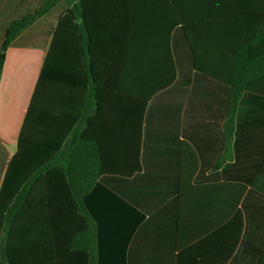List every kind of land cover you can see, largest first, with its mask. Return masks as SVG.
Segmentation results:
<instances>
[{
	"label": "crops",
	"instance_id": "1",
	"mask_svg": "<svg viewBox=\"0 0 264 264\" xmlns=\"http://www.w3.org/2000/svg\"><path fill=\"white\" fill-rule=\"evenodd\" d=\"M42 1L0 0V43L10 24ZM210 1L219 0H73L72 36L63 29L56 65L43 79L65 7L35 20L7 50L0 79V189L30 109L29 126L40 128L42 146L69 129L68 146L101 145L109 163L135 161L136 172L121 181L118 219L112 177L103 176V189L90 192L89 252L97 253L99 217L104 264H264V175L260 192L250 185L264 154V98L241 102L227 145L225 89L191 69L178 74L177 19L218 15ZM199 23L191 34L212 31ZM190 40L198 64L213 60L218 74L223 53L203 38ZM113 147L120 156L113 158ZM47 156L42 150L40 159ZM53 177L43 171L40 187H27V216L18 219L27 227L19 240L32 243L39 236L41 252L51 210L61 207L47 199Z\"/></svg>",
	"mask_w": 264,
	"mask_h": 264
},
{
	"label": "trees",
	"instance_id": "2",
	"mask_svg": "<svg viewBox=\"0 0 264 264\" xmlns=\"http://www.w3.org/2000/svg\"><path fill=\"white\" fill-rule=\"evenodd\" d=\"M72 2L73 0H43L34 13L10 24L0 43V79L7 50L14 39L35 20L52 9L58 6L65 7V15L60 19L54 31L41 75L43 79L51 67L56 65V51L58 43L63 38V29L69 36H72ZM208 8L211 11L216 8L219 11L218 15L192 21L184 17L177 19L179 27L177 69L178 74L183 73L185 69H191L195 74H201L225 89L228 107L225 138L227 145H231L235 118L241 102L251 100L250 97L264 98V0L210 1ZM198 23L209 25L212 31L207 35L199 32L191 34L189 29ZM191 37L203 38L204 42L218 47L219 52L223 53L225 57L223 69L218 70V74L215 65L211 66V63L216 64L215 61H204V63L211 62L207 67H201L203 63L198 64L197 51L191 44ZM41 77L34 94V104L40 95ZM29 112L28 120L26 119L19 137L18 150L8 165L0 189V264H94V261L96 264H104L102 232L105 227L101 224L99 217H97L96 227L97 253H93L92 247L91 253L89 252L87 218L91 211L88 201L90 192L94 187L103 189L100 183L103 176L112 177V213L114 219H118L119 205L123 202L121 181L127 180L136 172L135 161L121 163L120 160H112L109 163V160H105L108 155L107 148L101 145L68 146L64 143V139L69 134V129L63 130L61 136L59 135L51 146H42L39 140L40 128L29 126L31 109ZM32 136H37V138L34 139ZM82 139L85 142L89 141L87 131L85 135H82ZM42 150L48 153L45 160L40 159ZM89 153L92 158L89 157ZM111 154L113 158L118 157L121 149L113 147ZM56 155H59V160H55ZM43 171H51L54 175L47 199L52 206L59 201L61 207L59 206L57 211L55 208L51 210V224L46 227L47 239L44 240V248L41 252L39 236L37 239L34 238L32 243L19 240V235H25L27 227H19L18 219L27 216L28 211L24 208L27 200V187L31 185L30 187L39 188ZM263 175L264 154L257 163L255 175L250 182L257 192H260L259 187L263 186L261 180ZM132 209L135 213L136 209ZM131 217L137 219L139 214H131ZM78 219L81 222H78ZM83 219H86V222L82 223ZM113 230L119 233L120 227L115 226ZM29 248L36 253H26Z\"/></svg>",
	"mask_w": 264,
	"mask_h": 264
}]
</instances>
